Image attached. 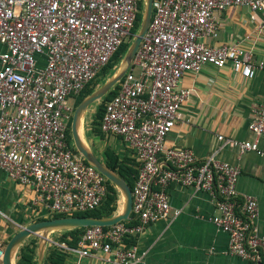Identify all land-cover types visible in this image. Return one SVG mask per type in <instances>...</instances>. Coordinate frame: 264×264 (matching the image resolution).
Here are the masks:
<instances>
[{"label":"built area","instance_id":"1","mask_svg":"<svg viewBox=\"0 0 264 264\" xmlns=\"http://www.w3.org/2000/svg\"><path fill=\"white\" fill-rule=\"evenodd\" d=\"M143 5L144 0H0V171L32 192V205L47 219L95 211L109 193L107 179L72 147L68 126L76 98L134 40ZM237 7L264 14V0H154L148 30L99 125L120 159L135 163L130 217L137 216V223L86 227L76 246L51 238L47 246L76 264L139 263L146 255L139 238L149 226L180 215L172 213L169 191L181 186L210 197L215 213L209 221L228 236V256L264 264V237L255 228L258 200H239L241 169L217 155L230 148L264 157V101L252 109L251 139L218 135L221 146L208 158L168 139L187 123L183 107L192 89L182 86L185 75L207 65H229L246 79L264 73V60L252 50L211 44L219 35L218 17ZM0 217L8 218L1 209ZM131 238L136 243L129 246Z\"/></svg>","mask_w":264,"mask_h":264},{"label":"crops","instance_id":"2","mask_svg":"<svg viewBox=\"0 0 264 264\" xmlns=\"http://www.w3.org/2000/svg\"><path fill=\"white\" fill-rule=\"evenodd\" d=\"M263 19V12L253 13L244 7L227 9L218 17L219 35L211 44H240L252 50L257 60H264V27L260 28ZM3 50L0 44V53ZM182 86L192 89L190 99L183 107L187 123L172 131L168 138L170 144L190 148L199 159H205L221 146L218 135L237 140L251 139L252 109L264 101L263 72H258L253 79H246L229 65L222 69L207 65L198 74L185 75ZM261 144L264 147V140ZM107 145L100 144L98 153ZM217 155L219 160L240 167L239 200L245 195L258 200L255 228L257 234L264 237V157L252 152L241 155L230 148L221 149ZM32 195L0 171V209L8 216L7 219L0 217V238L9 240L12 228L20 230V227L47 219L32 205ZM169 195L172 213L175 210L181 213L175 219L149 226L138 242L140 252L146 255L136 264H249L226 254L228 236L209 221L215 211L206 193L172 186ZM66 264H76L75 258H68ZM80 264L106 263L85 259Z\"/></svg>","mask_w":264,"mask_h":264},{"label":"water","instance_id":"3","mask_svg":"<svg viewBox=\"0 0 264 264\" xmlns=\"http://www.w3.org/2000/svg\"><path fill=\"white\" fill-rule=\"evenodd\" d=\"M145 10L140 25V30L136 34L132 45L129 47L125 60L122 66L106 83L100 88L86 97L75 109L72 123L71 133L74 146L77 152L96 170H98L115 188L121 193L124 199L123 209L117 215L105 218L95 217H80L69 216L61 218L45 219L32 223L26 227H22L13 237L8 241L4 250H0L2 255V264H14V256L19 247L30 237L38 235L41 237L40 252L38 257V264H44V252L48 244L50 235L55 232L69 231L78 228H86L90 226H112L123 220L136 221L137 216L130 217L132 210V190L127 182L115 171L105 165L94 151L85 143L79 132L82 128V121L90 109V107L102 100L124 77L128 71L136 52L141 45L142 39L146 34L150 25L152 17V9L154 0H145Z\"/></svg>","mask_w":264,"mask_h":264},{"label":"trees","instance_id":"4","mask_svg":"<svg viewBox=\"0 0 264 264\" xmlns=\"http://www.w3.org/2000/svg\"><path fill=\"white\" fill-rule=\"evenodd\" d=\"M143 3V2H142ZM143 13H139L136 20V25L134 28L133 33H136L137 30L140 27V24L142 22ZM130 42L124 43L120 49L117 51V53L112 58L111 62L109 63V68L112 69V67L116 64L117 58L120 57L121 54L126 53ZM113 64V65H112ZM108 66L103 70L106 71ZM102 71V72H103ZM96 80V79H95ZM95 80L88 84L86 88L80 93V95L76 98L75 102V109L76 107L90 94H92L94 91H96L98 88H100L102 85L97 84L94 85ZM106 82V81H105ZM104 82V83H105ZM103 84V83H102ZM119 89V84H117L100 102H102V105L99 107V110L97 112V117H95V121L93 123V126L91 129L88 130L89 135H95L100 138V140L104 139V135L101 132L99 125L100 120L103 117V114L105 112V104L107 101H109L111 98H113ZM71 123L72 119L70 120L69 126H68V140L72 144V147L75 149V146L73 145V139H72V133H71ZM91 130V131H90ZM77 152V151H76ZM105 165H107L109 168H111L113 171L118 173L129 185L131 189H133V186L135 184L138 171L135 168V163L130 158H123L120 159V156L109 147L105 148L104 151V158H99ZM108 184V190L109 193L103 202L102 206L91 212H82V213H75L73 216H80V217H95V218H105V217H111L113 216L117 211V197H118V190L115 188L113 184H111L107 180ZM65 217L64 215H54L53 218H61ZM52 219V218H51ZM44 219H40L38 221H42ZM133 224H136L137 221L132 222ZM84 228H78L73 229L69 231H63L62 235V241H67L69 245L76 246L79 242V239L81 237V234L83 232ZM69 238H71L69 240ZM10 240V239H9ZM136 243L135 238H131L127 240V244L130 246L132 244ZM67 256L65 254L59 253L57 251H54V253L50 254L49 257L45 260L44 264H66ZM16 264H38V258L35 257L33 251L29 252H22L17 260Z\"/></svg>","mask_w":264,"mask_h":264},{"label":"rangeland","instance_id":"5","mask_svg":"<svg viewBox=\"0 0 264 264\" xmlns=\"http://www.w3.org/2000/svg\"><path fill=\"white\" fill-rule=\"evenodd\" d=\"M143 6H144L143 13H144V10H145V2H144V5ZM139 30H140V27H139ZM132 43H133V41L130 42V46L132 45ZM126 54H127V52L121 54L120 57L117 58L116 64L112 67V69L109 68V66H110L109 65L108 68L106 69V71L101 72L98 75V77L96 78L95 83L93 84V86L94 85H97V84L103 85L105 81L107 82L111 77H113L114 74L117 73V71L122 66L123 61L125 60ZM100 101L94 103L90 107V109L87 111V113L85 114V116L83 118V121L81 123V125H82V128H81V137L85 141V143L92 149V151H94V153L97 154V156L99 158H104V151H105L104 147L105 146H103V149L104 150L102 152L100 151L99 153H98V146L100 144L101 145H105V144L107 145L108 144L110 146L107 145V147H109L110 149H114L113 146H112V143L109 142V141H107V140L106 141L104 140L102 142L99 137H97V136H95L93 134L92 135H89L88 134V130L91 129V127L93 126V123L95 121V117H97V112L99 110V107L102 105V102H100ZM68 104H70V105L73 104V100L72 99H69L68 100ZM104 139H106V138L104 137ZM73 145H74V142H73ZM123 205H124L123 196L118 191L117 211H116L115 215H117L118 213H120L122 211ZM18 231H19V229L17 227L16 228H12V232H9V237H13V235H15ZM62 233L63 232H55V233H52L50 235V238L53 239V240H59V239L62 240L63 239L62 238V235H63ZM8 241H9L8 239L7 240L3 239V242L1 243V250H4L5 249ZM40 245H41V237L38 236V235L32 236L29 239H27L19 247V249L17 250V252H16V254L14 256V259H13L14 264L17 263L18 257H19V255L22 252L33 251L35 257L38 258L39 257V252H40ZM54 251H57V252L61 253L56 248H53V247H50V246H46V249H45V252H44V262L47 259V257H49L50 254L54 253ZM0 264H2V259H0Z\"/></svg>","mask_w":264,"mask_h":264},{"label":"bare ground","instance_id":"6","mask_svg":"<svg viewBox=\"0 0 264 264\" xmlns=\"http://www.w3.org/2000/svg\"><path fill=\"white\" fill-rule=\"evenodd\" d=\"M79 132H80V134H81V128H79Z\"/></svg>","mask_w":264,"mask_h":264}]
</instances>
